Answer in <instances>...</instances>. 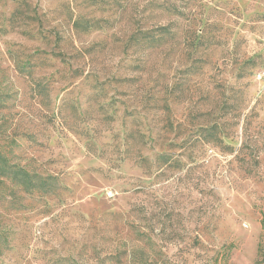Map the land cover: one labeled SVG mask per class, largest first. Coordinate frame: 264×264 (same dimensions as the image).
I'll return each instance as SVG.
<instances>
[{"label": "rangeland", "instance_id": "obj_1", "mask_svg": "<svg viewBox=\"0 0 264 264\" xmlns=\"http://www.w3.org/2000/svg\"><path fill=\"white\" fill-rule=\"evenodd\" d=\"M4 162L0 264H264V0H0Z\"/></svg>", "mask_w": 264, "mask_h": 264}, {"label": "trees", "instance_id": "obj_2", "mask_svg": "<svg viewBox=\"0 0 264 264\" xmlns=\"http://www.w3.org/2000/svg\"><path fill=\"white\" fill-rule=\"evenodd\" d=\"M3 167L0 170V178L5 181H11L15 183L17 186L21 187L24 192H33L40 191L44 193H51V184L56 181V178L47 176L40 177L36 174H31L22 168H18L16 166H8L6 162L3 163ZM1 187L6 188V184H0ZM0 189V199L1 195L4 194V190ZM3 237L0 235V243L4 242ZM264 249V244L262 242L259 243L258 246V254L261 255Z\"/></svg>", "mask_w": 264, "mask_h": 264}]
</instances>
